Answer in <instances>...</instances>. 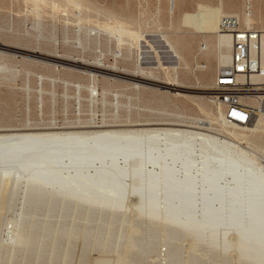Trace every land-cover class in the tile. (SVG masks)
<instances>
[{
	"label": "bare ground",
	"instance_id": "bare-ground-1",
	"mask_svg": "<svg viewBox=\"0 0 264 264\" xmlns=\"http://www.w3.org/2000/svg\"><path fill=\"white\" fill-rule=\"evenodd\" d=\"M224 14L231 13L220 10L212 44L218 69L231 58V39L219 32ZM236 15L249 27L257 22L254 8L250 15ZM163 40L176 58L164 67L169 80L143 65L140 52L132 76L117 74L127 69L117 60L83 62L59 54L47 60L93 77L99 71L128 79L138 88L177 87L182 94L179 73L189 63L174 41ZM5 69L0 63V72ZM96 93L89 89L92 98ZM217 121L218 131L203 120L193 126L139 123L133 129L92 120L41 130L0 128V204L13 210L5 222L11 225L9 236L2 233L8 214H0V264H95L111 257L116 263L147 264L146 256L162 245L165 264H205L207 256L229 264H264V163L252 148L220 138L235 140L256 127L230 121L222 110ZM149 125L177 127H144ZM187 126L209 134L191 138Z\"/></svg>",
	"mask_w": 264,
	"mask_h": 264
},
{
	"label": "rangeland",
	"instance_id": "rangeland-1",
	"mask_svg": "<svg viewBox=\"0 0 264 264\" xmlns=\"http://www.w3.org/2000/svg\"><path fill=\"white\" fill-rule=\"evenodd\" d=\"M220 1L223 13L243 15L245 0H173V10L170 0H0V63L6 65L0 72V128L41 130L92 120L109 128L133 129L141 127L136 126L139 123L193 126L203 120L218 131L221 125L217 118L222 108L214 102L213 83L218 64L212 44L218 36V14L213 7ZM253 4L257 18L253 28H264V0H253ZM201 9L203 14L197 15ZM200 17L204 20L194 19ZM165 36L176 43L189 63L179 73L183 86L178 88L182 94L176 93L177 87L138 88L128 79H110L99 71L93 77L47 60L52 54L83 62L111 64L117 60L127 68L117 74L132 76L140 52L143 65L154 66L160 79L169 80V71L164 67L176 58L165 46ZM197 62L208 68L199 70L195 67ZM205 71L207 79H199ZM92 87L97 90L94 98L89 95ZM261 116L264 115L254 119L251 125L256 129L247 131L246 136L233 137L235 140L220 138L252 148L264 163V117ZM154 126L177 127H144ZM186 129L191 138L209 134L188 126ZM160 131L154 132L161 134ZM10 210L4 203L0 204V214H8L2 216L3 236L11 235V225L5 223L13 215ZM161 247L155 255L146 256L147 264H165ZM1 258L0 253V262ZM108 260L105 263L101 259L95 264H132L116 263L112 257ZM206 260L205 264H229L208 256ZM6 263L9 264L7 261L3 264Z\"/></svg>",
	"mask_w": 264,
	"mask_h": 264
},
{
	"label": "built area",
	"instance_id": "built-area-1",
	"mask_svg": "<svg viewBox=\"0 0 264 264\" xmlns=\"http://www.w3.org/2000/svg\"><path fill=\"white\" fill-rule=\"evenodd\" d=\"M252 11L247 0L244 12ZM219 32L231 39V58L216 72L214 102L226 119L250 125L264 112V28L249 27L239 15L224 14Z\"/></svg>",
	"mask_w": 264,
	"mask_h": 264
},
{
	"label": "crops",
	"instance_id": "crops-1",
	"mask_svg": "<svg viewBox=\"0 0 264 264\" xmlns=\"http://www.w3.org/2000/svg\"><path fill=\"white\" fill-rule=\"evenodd\" d=\"M222 9H223V7L221 8V4H220V3H219V5L213 7V11H214L216 14H218V17H219L220 10L223 11ZM202 14H203V9H201V10H200V13L197 14V15H202ZM194 19H195V20H204V19H202L201 17H200V18H194Z\"/></svg>",
	"mask_w": 264,
	"mask_h": 264
}]
</instances>
